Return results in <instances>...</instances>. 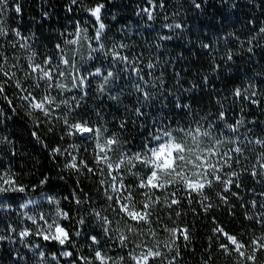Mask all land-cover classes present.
I'll return each instance as SVG.
<instances>
[{"label": "trees", "instance_id": "obj_1", "mask_svg": "<svg viewBox=\"0 0 264 264\" xmlns=\"http://www.w3.org/2000/svg\"><path fill=\"white\" fill-rule=\"evenodd\" d=\"M97 4L104 5L99 22L87 11ZM195 4H200V8ZM17 5L19 13L15 11ZM77 22L81 29H87L92 49L104 45L102 51L92 52L86 60L84 73L88 75L98 67L102 73L112 71L113 86L107 84L101 88L102 76L89 77L84 89L62 94L63 99L69 100L71 110L61 105L50 122L39 112L28 114L27 102L20 99L22 93L11 81L0 95V173H14L16 184L26 189L0 193V235L7 237L0 240V264H83L78 259L80 256L87 257L90 264H101L95 258L97 250L106 257H123L122 264H134L130 252L138 255L157 242L161 251L167 252L163 243L169 240V233L164 231L163 225L168 228L186 226L189 231V241L181 238L176 242L180 254L174 264H236L239 256L235 252L226 255L220 249L221 244L229 241L214 229L222 227L245 245H250L253 238L264 236V224L256 219L259 213H264V198L260 195L264 193V177L251 175L253 166L259 168L257 160L264 152V147L255 143L257 139L264 140V33L260 32L264 28V0H79L77 4H72L71 0H8L0 14V26L8 31L6 37H0V63L7 57L5 70L15 72V79L39 98L41 89L34 88L32 77L25 75L30 71L28 57L35 51L34 63H42L48 56L52 57L53 64L58 63V57L65 55L69 48L67 41L74 38ZM99 23L105 28L97 42L94 38ZM168 24L182 27L170 29L166 27ZM13 29L28 40L16 37ZM23 43L29 47H21ZM57 44L61 45L63 53L56 48ZM113 51L127 56V61L114 57ZM228 53L232 55L231 60L226 58ZM3 80L0 75V81ZM249 85V95L256 92L252 97L259 101L256 104L243 95L234 96L236 88L243 90ZM144 92L148 93L147 99ZM73 96L79 100V107L72 102ZM177 103L189 105L192 110L177 108ZM137 107L142 115H137ZM221 111L226 114L224 120L219 119ZM64 116L69 124L87 120L89 126L100 128L104 137L112 133L121 136L120 146L108 153L113 166L124 152L142 150L145 138L154 130V123L172 129L195 128L197 122L205 126L214 123L217 125L214 135L226 138L221 151L238 144L243 148L241 162L236 163V154H233L232 167L224 168V173L236 171L240 175L234 178L228 192H223L224 186L220 184L205 188L207 202L213 205L208 211H204L199 202L203 199L200 194L189 195L179 185L170 188L168 193L157 191L155 196L162 199L175 191L180 203L170 209L162 205L156 207L154 215L160 222L153 220L151 225L155 239L148 234V225L133 224L142 234L129 233L127 218L122 217L118 209L113 211L115 200L108 201L104 196L100 169L106 182L108 169L95 163L96 139L68 135L70 129L60 119ZM237 120L243 123L234 132L226 127ZM121 122H125L124 131L119 127ZM174 135L181 139L178 131ZM202 141L203 147L211 145L207 138ZM187 144H191L190 139ZM73 145L78 147H71ZM56 147L68 152L53 156L52 150ZM68 153L76 156L77 162L86 161L97 174L87 169L77 172L66 168L71 159ZM244 168L248 171H242ZM134 171L142 176L148 174L141 165ZM124 175L125 183L133 185V196L139 202L143 199V190L135 188V177L126 172ZM45 177H48L47 183L41 184ZM218 193L226 195L228 203H224ZM48 197H54L59 204L51 203ZM77 199L82 203L77 204ZM253 199L257 202L255 209L251 206ZM57 209L68 213V219L61 217L58 222L68 231L71 243L62 246L35 234L19 235L26 228L32 233L37 230L29 216L46 227L39 215L43 213L52 223ZM93 209L107 216L113 229L124 231L129 237L126 247L120 245L117 232L105 236ZM178 211L179 217L176 216ZM81 219L83 224L79 223ZM77 231L79 236L74 235ZM91 236H96L99 243L93 244ZM136 244L141 247L136 248ZM64 251H71L72 256H63ZM251 251L247 249L248 253ZM173 255L175 252L167 253L166 259L152 260L150 264H167ZM256 256V264H264V250L258 251Z\"/></svg>", "mask_w": 264, "mask_h": 264}, {"label": "snow or ice", "instance_id": "obj_2", "mask_svg": "<svg viewBox=\"0 0 264 264\" xmlns=\"http://www.w3.org/2000/svg\"><path fill=\"white\" fill-rule=\"evenodd\" d=\"M79 0H71L72 4H77ZM8 4V0H0V14H2L4 8ZM163 6V5H161ZM104 7L103 4H97L94 7L88 8L89 11L99 22L101 9ZM196 8H200V4H195ZM17 13L20 12V7L17 5L15 8ZM71 11V8H69ZM149 19H152L151 13H149ZM168 28H181L180 24H168ZM105 25L99 23V26L96 29L95 40L98 42L101 38V33L104 30ZM13 34L16 37H21L24 41L28 40V37H22V34L19 30L13 29ZM86 33L87 29H81L79 22H77V29L73 35L77 39L68 40L69 44H77L79 42V37L81 32ZM261 33H264V28L260 29ZM8 31L5 27L0 26V37H6ZM170 38V37H165ZM85 39L87 37L85 36ZM91 45V41H89ZM21 47L28 48L27 43L21 44ZM119 47H125L124 45H119ZM205 48H209L210 45H203ZM56 48L63 53V49L60 44L56 45ZM104 45L99 44L98 49H92L89 53L91 57L92 52L97 50H103ZM251 51V48H249ZM37 53L33 51L28 57L30 71L26 73L27 76H31L34 81V88L41 89L39 98L36 95H33L32 91H29L27 88H24L19 79H15L16 73L9 72L5 70V65L7 63V57H3V63H0V75L4 77L3 81H0V95L4 94V90L9 85V81L15 84V86L20 89L21 95L20 99L27 102L30 109L29 115H33L34 112L41 113L45 118L46 122H50L54 118V113L56 109H59L61 105L69 107L71 110V105L68 99H63L62 94L64 92H70L73 89L80 90L84 88L86 83L89 82V77L102 76L101 68H96L94 72H89L88 75H84L80 72L79 69L75 67V62L73 60L71 67L72 72V86L71 89L67 85L60 82L61 78L65 76V72L61 70L62 66H69V59L61 54L58 57V63L53 64L52 57H45L42 63H34V57ZM112 55L119 58L120 60L127 61V56H120L118 52L113 51ZM228 60L232 59L231 53L227 54L226 57ZM12 67H16L13 65ZM152 67V65H149ZM113 76L112 71H108L106 76H103L105 83L108 82V79ZM43 84V87L41 86ZM137 90H140L139 85L136 86ZM103 88V85H101ZM249 85L243 90L241 88H236L234 91V96L241 97L244 96L245 99H250L251 103L256 104L259 101L252 99L256 96V92L252 91L249 95ZM53 92H56L57 95H52ZM145 99L148 98V93H143ZM57 96H61L60 99H57ZM82 98V97H81ZM114 98V97H113ZM72 102L76 107H79V100L75 96L72 98ZM11 104V100L8 101ZM177 108H186L190 112L192 109L189 105L176 104ZM137 115H142L140 108L135 109ZM225 113L221 111L219 113V119H225ZM64 125H66L70 131L68 135H80L84 139H96V151L94 155V160L96 165L99 167L103 164L108 169V181L106 182L103 179V169H100V184L104 190V196L106 200L113 201L115 200V207L113 211L119 210V214L122 217H126V226L129 233L135 235H141L142 233L138 230L135 225H148V234L155 239L156 233L152 230L151 225L153 220L160 222V218L154 215L155 209L158 205L166 206L167 208H172L173 205H178L179 200L175 198L176 192H170L168 195L163 197L155 196L157 191H164L168 193L170 188H175L179 185L183 188L184 191L188 192L191 195L192 192L200 194L203 199L199 202L204 207V211H208L213 207L211 203H208L209 197L204 195L205 188H212L214 184L223 185V192H228L231 186L234 183V178H238L240 173L236 171H231L229 173H224V168L232 167L233 154L235 156V162L240 163V157L243 155V148L238 144L236 147L228 150L221 151L220 146L225 143L223 137L217 138L214 135L217 125L214 123H208L207 126L197 122L195 128H184L178 127L172 129L171 127L160 124L157 126V123L153 124V132L145 138L143 142L142 150L131 152L126 151L122 154L119 162L113 166L111 163L108 153L113 150L115 146H120L121 136L118 133H112L106 140L103 145L99 143V138L103 135L100 128L89 126L87 120L77 121L75 123L69 124L67 116L61 117ZM39 123V121H37ZM243 123L242 120H237L235 124H227L226 127L231 131H235L238 126ZM121 131L125 130V122H121L119 125ZM51 131V129H49ZM107 131V129H105ZM179 132L181 139H178L174 132ZM35 135V133H34ZM202 138H207L211 141V145L207 147L202 146ZM7 140V138H4ZM191 140V145L187 144V140ZM238 139V138H237ZM256 144L264 147V140L257 139ZM76 148L78 146H71ZM53 156L56 154L63 155L68 152L67 149L63 151L56 147L52 150ZM71 157L70 161L65 165L66 168L72 169L74 171L80 172L81 169H87V171L93 175H96V170L89 167L87 162L80 160L77 162V157L68 153ZM257 163L259 168L253 166L251 169V175L256 177L260 175L264 177V152H261ZM137 165L143 166L148 170L146 176L140 175L138 171H134L137 168ZM123 170V171H122ZM242 171H248L244 168ZM126 172L129 176L136 178L137 183L135 188L142 189L143 199L139 202L136 201L133 196V185L125 183ZM115 173V175L113 174ZM226 177V178H225ZM48 177H45L40 181L41 184L47 183ZM107 183V186L105 184ZM239 183L236 184V187H239ZM26 189L23 185L16 184L15 174H10L8 171L0 173V193L8 192H24ZM235 195V193H233ZM264 198V193L260 194ZM218 196L224 203H228V198L223 193H218ZM155 197V198H153ZM171 197V198H169ZM51 203L59 204V201L54 197L47 198ZM28 203H35L34 201H29ZM76 203H82L79 199L76 200ZM251 206L253 209L256 208L257 202L255 199L252 200ZM27 207V205H24ZM111 207V205H110ZM264 207V205H262ZM93 214L100 221L102 230L105 236H109L112 232L118 233L119 243L122 247H126L129 243V237L124 234L123 230L113 229L112 221L108 219L107 216H103L100 212H97L93 209ZM181 213L178 211L176 216L179 217ZM68 219V213L60 209H57L56 216L53 218L52 223H49L45 218L44 214L39 215V219L44 221L46 227L40 225L35 217L29 216L30 220H33L36 223L37 230L35 233H32L30 229H25L19 233L21 237L29 236L35 234L37 236H42L45 241H56L60 245H65L66 243H71L68 231L59 224V219ZM252 219V217H248ZM259 223L264 224V213H259L256 217ZM80 224H83L84 221L81 219ZM164 231L169 233V240L163 243V247L167 252L161 251V245L159 242L155 244L153 248H147L146 251H141L138 255L129 253L130 259L134 264H150V261L161 259L164 260L167 257V253L175 252V255L172 256L170 260H167V264H174L177 256H179V246L177 245V240L183 239L184 241L190 240V235L188 228L185 226L183 228L177 226L173 228H168L166 225H163ZM15 231V229H12ZM215 233H220L227 238L229 241L228 244H221L219 247L226 255H231L232 252H235L240 260L236 264H256L258 251L264 250V236L253 238L250 245H245L242 242L238 241L236 236L229 235L227 232H224L222 227L217 226L214 229ZM75 236H79L80 232L77 231L74 233ZM7 237L0 235V240H4ZM90 240L93 244H98L96 236H91ZM136 248H140L141 245L136 244ZM251 248V253L247 252V249ZM63 256L69 257L72 256L71 251H64ZM40 256L43 257L44 253L41 252ZM95 258L101 261V264H122L123 257L112 258L106 257L102 254L101 251L97 250L95 252ZM83 264H90L87 257L80 256L78 257Z\"/></svg>", "mask_w": 264, "mask_h": 264}, {"label": "rangeland", "instance_id": "obj_3", "mask_svg": "<svg viewBox=\"0 0 264 264\" xmlns=\"http://www.w3.org/2000/svg\"><path fill=\"white\" fill-rule=\"evenodd\" d=\"M85 36L87 37L86 33H84L82 31L81 32V36L79 37V42L77 44H69V48H68L67 52L64 55V56H66L69 59L70 63H69V66H65L64 67L65 76L63 78H61L60 81H61V83L67 85V87L69 89H71V86H72V72H73V69L71 67V64H72L73 60L75 62V67L77 69H79L82 74L86 75L84 73V70H86L85 69V62L89 58L90 51H92V47H91L92 45L89 44L88 37H87V39H85ZM73 39H77V37L74 36ZM106 75H107L106 73H103L102 79H101V82H100V84L103 85V88L106 87L107 84H109L110 86H113L112 77H110L108 79L107 83H105V81L103 80V76H106ZM85 87H86V85L84 86V88ZM84 88H82V89H84ZM113 89L116 90L117 87L114 86ZM106 139H107V137H104V135H102L99 138V143L101 145H103L105 143ZM188 145L190 146L191 144H188Z\"/></svg>", "mask_w": 264, "mask_h": 264}]
</instances>
